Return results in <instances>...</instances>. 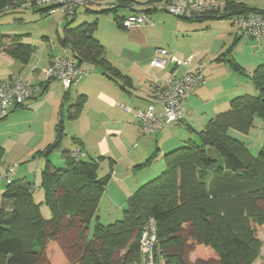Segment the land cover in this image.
<instances>
[{"label":"trees","instance_id":"16d2710c","mask_svg":"<svg viewBox=\"0 0 264 264\" xmlns=\"http://www.w3.org/2000/svg\"><path fill=\"white\" fill-rule=\"evenodd\" d=\"M155 1L139 7L146 8ZM119 3L127 6L131 2ZM115 5L105 7L101 13H116ZM15 6L16 0H0V14ZM30 8L42 16L51 13L50 8ZM84 8L89 11L90 7ZM223 11L218 19H232L261 10H247L242 4L228 1ZM205 18L185 21L200 22ZM120 19L113 17L119 26ZM96 29V22L75 28L65 26L60 38L62 48L68 49L81 68L84 64L92 65L122 89L130 86L129 78L106 61L104 48L94 37ZM237 40L240 38L235 36L231 46L216 61L226 64L235 74L248 77L256 95L244 94L231 99L226 111L217 114L203 131L196 133L199 143L189 139L164 154V171L138 187L127 198L122 218L109 225H102L96 217L111 177V172L98 176L100 163L105 158L73 159L70 152L79 148L75 146L63 154V168L53 167L49 160L62 143L60 116L54 141L36 152L44 160L39 188L50 218L43 219L41 204L34 201L31 183L13 179L7 184L1 199L10 202L11 209L0 207V264H143L140 239L150 220L155 229L156 263L161 260L164 264H253L260 249L256 238L258 228H264V137L262 148L254 157L245 143L229 132L247 134L254 118L264 123V63L247 74L231 55ZM1 47H6L5 52L18 63L24 66L29 63L33 48L20 43L19 36L1 38ZM84 102L85 97L80 95L68 110L77 116ZM211 151L217 154L220 165L210 156ZM156 158L157 150L133 170L148 167ZM212 168L216 169L219 184L208 187L207 171ZM92 220L95 224L91 237H86L81 244ZM54 247L62 252L58 262L49 257ZM121 252V259L116 262L115 256Z\"/></svg>","mask_w":264,"mask_h":264},{"label":"crops","instance_id":"0c3cea01","mask_svg":"<svg viewBox=\"0 0 264 264\" xmlns=\"http://www.w3.org/2000/svg\"><path fill=\"white\" fill-rule=\"evenodd\" d=\"M129 1L131 3L127 6H125L123 3L120 4L119 2L115 5V7L117 6L118 8L127 12V14L121 16L120 18L129 15L132 13V10L138 9L139 6L146 4L150 0ZM219 1L220 7L217 9V11L207 15L202 21L197 22L200 24L193 25L192 23L195 22H188L180 18L177 19H180L184 22L176 21V24L179 30H182L185 27L184 30L185 33H187V30H192V25H205L206 27H210V24H213L214 22H220V54H222L235 39V35L231 27L232 19H218L219 15L224 14V5L228 1H233L237 4L244 5L247 10H264V0ZM161 2H163V0H157L154 2V4H160ZM113 3L114 2H104L101 4L102 7L100 6V8L105 9V7L109 6L110 4L113 5ZM129 6L133 7L129 8ZM147 14L150 17L152 24L148 26H141V28H145L144 41L147 43L140 42L135 48L131 49H116L105 45V43H100V41L96 38L104 48V57L106 61L111 66L115 67L122 75L129 78L130 86H124V89H122L118 83L106 78L95 68H93V73L91 75L87 77L84 76L78 84L67 90L62 88L61 85L56 82H50L46 84L43 78V71L53 61L54 58L60 57V55H47L44 60H40L42 65L40 66L41 68L38 69L36 61L34 62L32 60L34 55L33 51L30 56L29 63L22 67V64L15 61L7 54V52H5L6 47L0 48V64L3 65L0 68V82L6 81L10 78V76L18 74L27 78L32 85L39 88L38 92L32 96V99L29 102L30 111L28 115L32 117L33 122H37L42 126H46L50 130V135H47L46 137L41 136L39 144L42 145L37 147L39 148L37 149V152L43 150L48 144L54 141L55 128L60 116L64 132V114L66 106H68L66 110L68 121L70 123L75 122V131H72L74 132V141L71 140L72 144L70 149H65L64 147L60 146L59 149L54 151L49 157L50 162L52 163L53 167L57 166L55 164L65 165L63 154L65 152H70V150L75 146H78L84 152L83 158H88L89 160L98 157L105 158L100 163V166L107 164V173L111 172V177L108 184L113 183L112 181L118 183V190L122 196V201L119 205V208H122V211L125 207L127 198L131 196L139 187L137 182L130 184L132 179L131 177L136 175V170H133V167L145 162V160L152 154L153 147L151 144H146L144 147L141 144L138 149L136 148L132 152H128L129 150H126L123 140L131 138L137 129L133 127V124L128 119V115H130V113L125 112L121 108L123 105H120L118 101L123 103L128 102L129 104H133L135 106L137 104L139 105L140 103H143L144 106L136 110H144L147 106L146 97L150 93V84L156 77L159 78L161 82L165 81L171 75L181 77L187 72L188 69H192L197 62H201L202 64L201 54L203 53H201V50H192L184 45L178 48V53L176 54L171 51L169 52L177 59L182 61L188 60L195 56V58L190 61L187 67L177 66L171 62H169L163 70L149 67V61L154 56L155 51L158 49H163L155 45H151L152 43H149V41L153 40V35H155L156 32L163 34L160 30H158V28L152 27L153 21L162 25L167 21V19L170 18H165V16L155 10H150L147 12ZM181 33H183V31H178V34ZM244 49L251 51V54L257 56L258 59L250 60L252 62L248 63V67L244 69L247 74H250L257 66L264 63V41L256 42L252 40H237V44L231 53L232 57L236 56ZM208 53L210 54V52H207L204 56V60L209 57ZM82 68L85 70L84 65ZM235 75L237 74L232 72L226 66V64L220 62V99L217 100L220 101V112L227 110L229 107V96H231V90L232 94L237 90L238 93L240 92L234 84H238L239 82L237 80V76ZM205 76L210 79L209 73H206ZM227 80L230 81L227 82ZM210 83L211 82L209 81V84ZM229 84L230 86H228ZM205 86L206 79L202 86L195 88L188 96L186 102L184 103L182 119L177 124L174 126H163V128L155 134L157 136L156 144L154 145L156 148L155 151L157 150L158 159H161L164 154L178 148L176 146L178 142L180 143V141L177 140V137L175 138V133L177 132L178 127L185 126L189 134L204 130L205 126L203 127V125L200 123L203 120L200 119L201 121H194L193 116L197 117V114L194 113L195 107H200L199 105L205 104L206 101H208L207 96L209 94L212 93L214 98L216 97L215 93H213L214 88H207ZM245 87L243 90L247 92L248 87L246 85ZM72 88H74V92L70 91ZM66 91L67 100L64 101V94ZM251 92L246 94H250ZM80 95L85 97V102L79 115L73 116L71 110H68V108L78 101V97ZM68 99H71L72 103L68 104ZM215 106L217 107V103ZM155 111L157 113H161V107L156 106ZM215 112L216 109L213 105L211 108V114H216ZM39 116H43L45 121H39L37 119ZM187 122H189L191 125ZM196 123L197 126H202L199 131L198 129H195L196 127H194V124ZM199 123L200 125H198ZM110 163L112 164L111 166ZM160 170H162V167H156V171L159 172ZM14 178L27 180L26 174L20 173V171H18ZM1 206L5 207L8 211L11 209V203L2 201L0 196V207Z\"/></svg>","mask_w":264,"mask_h":264},{"label":"rangeland","instance_id":"374dc122","mask_svg":"<svg viewBox=\"0 0 264 264\" xmlns=\"http://www.w3.org/2000/svg\"><path fill=\"white\" fill-rule=\"evenodd\" d=\"M29 1L30 0H16L17 6L7 9L5 12L0 14V39L3 37L19 36L20 43L29 45L33 48L34 55L32 60L34 62L36 61L38 69H40V66L42 65L40 60H44L47 55H60V57L65 55L61 46L60 38L63 37L64 27L67 25L71 28H75L83 23L91 24L96 22L97 29L94 33V37L97 38L100 43H105V45L116 49H131L135 48L140 42L147 43L144 41V27L123 29L116 21L113 20V17L115 16H117L119 20L121 16L127 14V12L123 9L117 8L116 13L108 11L103 14L101 13L103 9H101L99 6H92L89 8V11H86L84 7H78L74 16H65V14L61 11H56L42 16L37 11H34L27 6ZM158 13H161L163 16H165V18L170 19H167V21L162 25L153 21L152 27L158 28V30H160L163 34L156 32L155 35H153V40L149 41V43H152L151 45L167 49L175 54L178 53V48L180 46L186 45L189 49L201 50V53H203L201 54V61L203 65V75L206 79L205 87L214 88L213 93L216 95V100L211 93L207 96L208 101H206L205 104L199 105L200 107H195L194 113L197 114V117L193 116V119L194 121H201L200 119H202L203 121L200 123L204 127L210 119L214 118L220 113V101H217L220 99V61H216L218 58H220V22H214L213 24H210V27H206L205 25L193 26L194 24H200L195 22L192 23V30H187V33H185V27L183 29L179 27L182 29L179 30L176 24V21L181 22L182 20L177 19L176 17H173L172 15L163 11H158ZM178 31H183V33L178 34ZM230 46L231 45H229V47ZM207 52H210V54L208 53L209 57L204 60V56ZM233 59L243 69H246V67H248V63L252 62L250 60H258L257 56H254L251 54V51L246 49L234 56ZM2 66L3 65L0 64V68ZM23 66L24 65H22V67ZM84 68L87 72L85 77L93 73L92 65L84 64ZM206 73H209L210 79L205 76ZM235 76H237V80L239 82L238 84H234L240 92L238 93L237 90L232 94L231 90L229 101L251 91L252 92L248 95H256L255 91H253L254 87L252 86V83L248 77L243 75ZM209 81L211 82L210 84ZM228 81L230 80H227V82ZM245 85L249 90H247V92L243 90ZM228 86H230V84ZM70 91L74 92V88H72ZM69 103H72L71 99H68V104ZM118 103L120 105H126L133 110L142 108L144 106L143 103H140L139 105L137 104L136 106L129 104L128 102L123 103L118 101ZM216 103L217 107L215 106ZM213 105L216 109V114H211V108ZM67 107L68 106H66L64 114V135L61 146L65 149H70L72 144L71 139L74 137V132L72 131H75V122L70 123L68 121V115H66ZM29 111L30 110L15 109L8 113L4 119H0V176L3 175L5 170L9 167H13L14 169V173L12 175L13 179H15L14 177L18 171H20V173L26 174L27 181L31 183L33 188L34 201L41 204L40 212L43 219H49L50 212L43 204V195L41 189L39 188L41 170L44 165L43 158L36 155V152L37 149H39L37 147L42 145L39 144L41 136L46 137L47 135H50V130L46 126H42L37 122H33L32 117L28 115ZM128 116L129 121L133 124V127L136 128L137 131L133 133L131 138L123 140L126 150H129L128 152H132L136 148L138 149L141 144L143 147L146 144H151L153 147V153L156 149L154 144H156L157 135L144 134L139 129V125L133 116L131 114ZM37 119L41 122L45 121L43 116H39ZM187 123L190 124L189 122ZM200 123L198 125H200ZM194 127H196L195 129H198L199 131L202 126H197L196 123L194 124ZM229 133L238 140L245 143L252 156L256 157L258 155V152L262 148L264 137V123L260 119L254 118L252 128L247 134H241L233 130H231ZM176 137L178 138L177 140L180 141V143H177L176 147L182 146L189 139L199 143L196 133L189 134L185 126H180L177 128V132L175 133V138ZM209 153L211 157H214L218 160V164L220 165V159L218 158L217 154H215L213 151ZM83 160L87 161L89 159L83 158ZM55 165H57L54 166L57 169L64 167V164ZM158 166L159 168L162 167V170H160L161 172L156 171V167L158 168ZM164 169L165 165L163 158H156L155 161L149 165V167L136 170V175L131 177L132 179L130 184L137 182L140 187L156 178L162 173V171H164ZM106 173L107 164L101 165L99 167L98 176L103 177L106 175ZM112 182L113 183L108 184L109 186H106V192L103 194L100 204L96 210L97 220L102 225H109L122 218L123 211L122 208H119V205L122 201V196L118 190V183L114 181ZM206 184L208 187H214L215 185L219 184V181L216 178L215 168L207 171ZM6 185L7 184L4 180H0V196L5 191ZM94 224L95 220H92L89 226V232L80 241L81 244L85 243L86 237H91ZM256 238L260 242V249L259 256L253 264H264V228H258ZM121 255L122 252L115 256L116 262L120 261ZM49 257L51 260L58 262L60 259H62V252L59 251L57 247H54L50 252ZM190 259L192 261L194 260V257L191 256ZM157 264H164V262L160 260L157 262Z\"/></svg>","mask_w":264,"mask_h":264},{"label":"built area","instance_id":"2783aa9c","mask_svg":"<svg viewBox=\"0 0 264 264\" xmlns=\"http://www.w3.org/2000/svg\"><path fill=\"white\" fill-rule=\"evenodd\" d=\"M104 2L118 4V0H30L27 6L50 8L51 13L61 11L73 15L78 7H96ZM219 7V0H163L160 4H151L146 8L139 7L132 11L120 19V26L123 29H133L151 25V19L145 9L163 11L184 20H195L214 13ZM231 27L234 35L240 39L264 41V10L232 18ZM63 51L65 55L54 58L45 68L43 78L44 82H56L67 90L78 84L87 72L69 55L67 48ZM194 58L195 56L182 61L169 50L158 49L148 65L159 70L165 69L169 62L187 67ZM204 83L203 65L197 62L181 77L171 75L163 82L156 77L150 84V93L146 97L147 106L144 110H132L124 105L121 108L133 116L144 134L153 135L163 126H174L182 119L184 103L188 96ZM38 90L39 88L32 85L27 78L18 74L0 82V119H4L15 109L30 110L29 102ZM156 106L161 107V113L155 111ZM70 157L79 160L84 157V152L80 148H74L70 152ZM13 173V167L7 168L0 176V180H4L6 184L11 183ZM155 242V229L153 221L150 220L140 239L143 264H157L153 253Z\"/></svg>","mask_w":264,"mask_h":264}]
</instances>
